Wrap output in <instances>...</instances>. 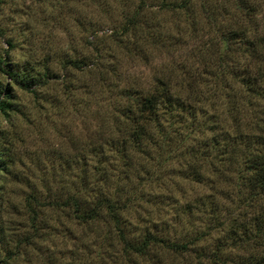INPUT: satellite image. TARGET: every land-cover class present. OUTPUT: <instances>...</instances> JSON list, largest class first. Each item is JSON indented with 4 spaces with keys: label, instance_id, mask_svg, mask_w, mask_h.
<instances>
[{
    "label": "clouds",
    "instance_id": "1",
    "mask_svg": "<svg viewBox=\"0 0 264 264\" xmlns=\"http://www.w3.org/2000/svg\"><path fill=\"white\" fill-rule=\"evenodd\" d=\"M0 264H264V0H0Z\"/></svg>",
    "mask_w": 264,
    "mask_h": 264
}]
</instances>
